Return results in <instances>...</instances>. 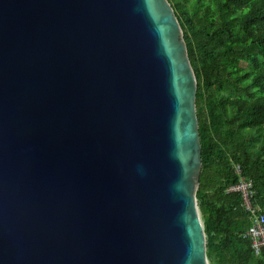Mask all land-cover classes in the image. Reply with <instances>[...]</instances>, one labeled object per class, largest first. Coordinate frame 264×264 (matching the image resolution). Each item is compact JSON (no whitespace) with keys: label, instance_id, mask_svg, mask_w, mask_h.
Instances as JSON below:
<instances>
[{"label":"water","instance_id":"water-1","mask_svg":"<svg viewBox=\"0 0 264 264\" xmlns=\"http://www.w3.org/2000/svg\"><path fill=\"white\" fill-rule=\"evenodd\" d=\"M197 90L169 0H0V264H210Z\"/></svg>","mask_w":264,"mask_h":264},{"label":"trees","instance_id":"trees-1","mask_svg":"<svg viewBox=\"0 0 264 264\" xmlns=\"http://www.w3.org/2000/svg\"><path fill=\"white\" fill-rule=\"evenodd\" d=\"M198 81L203 167L197 192L210 264H264L235 166L264 213V0H169Z\"/></svg>","mask_w":264,"mask_h":264},{"label":"built area","instance_id":"built-area-1","mask_svg":"<svg viewBox=\"0 0 264 264\" xmlns=\"http://www.w3.org/2000/svg\"><path fill=\"white\" fill-rule=\"evenodd\" d=\"M235 169L240 176V180L238 183L231 185L227 191L241 193L243 204L246 210L249 211L251 220V226L243 236L252 241V248L259 255L264 251V213L260 207H255L252 204L253 181L242 176L240 165H236Z\"/></svg>","mask_w":264,"mask_h":264}]
</instances>
